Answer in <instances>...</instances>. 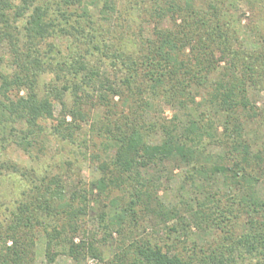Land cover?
<instances>
[{
  "label": "trees",
  "instance_id": "1",
  "mask_svg": "<svg viewBox=\"0 0 264 264\" xmlns=\"http://www.w3.org/2000/svg\"><path fill=\"white\" fill-rule=\"evenodd\" d=\"M248 12L253 24L243 23ZM135 14L154 24L149 33L129 36ZM6 55L11 72L1 67ZM257 91L264 0H0V147L35 159L53 141L75 143L89 122L102 148L89 185L59 172L35 178L0 151V181H26L2 205L0 264H36L39 232L48 264L60 254L77 264L89 256L101 264H264ZM162 104L176 109L172 117ZM157 133L161 142L150 141ZM178 165L187 168L179 191L188 199L169 205L159 192ZM95 195L108 200L97 213L100 237L84 221ZM148 224L167 241L146 235ZM193 227L215 244L188 246L181 236ZM115 232L106 260L100 246Z\"/></svg>",
  "mask_w": 264,
  "mask_h": 264
},
{
  "label": "rangeland",
  "instance_id": "2",
  "mask_svg": "<svg viewBox=\"0 0 264 264\" xmlns=\"http://www.w3.org/2000/svg\"><path fill=\"white\" fill-rule=\"evenodd\" d=\"M246 15L247 16L246 18H244L243 23L250 22L253 24L254 16H252L250 12H248ZM134 17H136V22L134 21L131 28L128 29L127 32L129 36H134V33L136 34L140 32V29H144V32L146 34L151 31L154 24L146 22V16H138L137 14H135ZM143 21H145L144 25L142 23ZM5 57L6 61L1 67L7 72H11L12 65L7 61L8 56L6 55ZM21 94H26V89H23ZM253 99L257 101L258 105L263 106L264 91L253 92ZM60 109L61 106L59 105V103H57L55 108L56 116L59 114ZM161 110L162 113L168 118L172 117V115L176 111V109L166 104H162ZM56 122V119L48 120L49 125H52ZM44 123L47 125V121H44ZM261 132L264 133V129H261ZM80 135L81 136L75 143L53 141L51 149L49 151H47L46 149L44 153L38 152L35 149L34 154L40 155V157L35 159H32L24 150L20 149L17 146H11L6 149L0 147V151L2 154L3 152L6 153L5 157L18 162L24 167V169H27L31 172L32 169H35L36 174H33V177L35 178L39 173L49 172L51 174H55L59 172L63 174L64 178L72 184H78V181L82 180L89 185L92 180L96 179L100 175V172L98 170L99 160H97L94 155L102 152V148L100 145L101 139L97 136V134H94L90 131L89 122L83 123V131ZM84 137L89 138V141L86 144L84 143ZM161 137L162 136L160 133L154 134L150 137V141L154 143H160ZM186 173L187 168L181 165L175 166L173 172L169 171V181L163 185L159 192L162 200H164L167 204L174 205L180 203L182 199H188L187 196L181 195L179 191V186L183 181ZM25 182L26 181L23 180L21 176H17L13 180H6L4 182L0 181V219L4 214L2 207L3 203H8L18 198ZM258 190L261 194L264 195V180L260 183ZM117 193V191H114V194ZM107 201L108 200L106 199L100 201V199H97L95 195L91 201V208L93 211H91L89 216L84 219V221H86L87 223L88 228L92 231L98 232L99 237L103 234V225L101 224L97 213L100 211L103 203ZM151 227L152 226L148 224L147 232H145L146 235H150L155 241L161 240L162 243H165L167 241V239L165 238L166 232H162L160 230V227H157L156 229H152ZM157 230H159V232ZM181 237L182 240L188 241V246L192 245L194 243L193 241H198L205 246H207L211 242L215 244L216 241L214 238H212L211 235H209L208 233L200 232L195 227L191 229L189 237ZM118 239L119 235L115 232L113 236L109 238V241L106 244H101L100 247L103 250V255L106 260L112 258L115 254ZM101 263L102 261L91 256L87 257L81 262V264ZM36 264H48L46 258V239L42 232H39L37 240ZM53 264L77 263L69 255L60 254ZM227 264H243V261L239 260V263L237 262Z\"/></svg>",
  "mask_w": 264,
  "mask_h": 264
}]
</instances>
